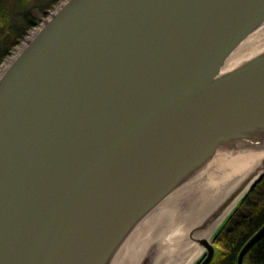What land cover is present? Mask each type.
<instances>
[{"label":"water","instance_id":"1","mask_svg":"<svg viewBox=\"0 0 264 264\" xmlns=\"http://www.w3.org/2000/svg\"><path fill=\"white\" fill-rule=\"evenodd\" d=\"M263 25L264 0H63L0 74V264H117L212 161L262 158L264 48L224 66ZM263 177L264 158L225 186L191 264Z\"/></svg>","mask_w":264,"mask_h":264},{"label":"bare ground","instance_id":"2","mask_svg":"<svg viewBox=\"0 0 264 264\" xmlns=\"http://www.w3.org/2000/svg\"><path fill=\"white\" fill-rule=\"evenodd\" d=\"M263 48L264 25L234 50L224 68L231 67ZM14 57L7 59L5 68ZM245 153L215 159L195 180L164 199L150 220L136 231L117 264H137L150 242L161 243L159 246L164 250L159 261L157 256L153 259V264H172L176 261L179 264H191L196 260L205 251V246L198 239L202 236L212 239L216 227L237 201L225 212H220L221 202L225 198L221 194L225 186L229 182L238 181L264 158V154L262 158H257L258 154ZM217 195L218 200L211 204L212 197L216 198Z\"/></svg>","mask_w":264,"mask_h":264},{"label":"trees","instance_id":"3","mask_svg":"<svg viewBox=\"0 0 264 264\" xmlns=\"http://www.w3.org/2000/svg\"><path fill=\"white\" fill-rule=\"evenodd\" d=\"M31 1L0 0V63L27 30L38 22L39 17L34 14ZM263 224L264 177L220 228L216 242L221 244V248L210 264H237L242 246ZM246 261L248 264H264V235L248 251Z\"/></svg>","mask_w":264,"mask_h":264},{"label":"rangeland","instance_id":"4","mask_svg":"<svg viewBox=\"0 0 264 264\" xmlns=\"http://www.w3.org/2000/svg\"><path fill=\"white\" fill-rule=\"evenodd\" d=\"M51 1L52 2H50V0H32L31 1V7L34 6V9H33L34 14L39 17V20L34 26L30 27L27 30L22 40L16 45H14L13 49L7 54L4 60L0 63V73L2 72L3 69L1 68L2 66L5 65L7 59H10V57H13V55H15V52L19 49V47L23 45L22 43L25 40V37L30 33V31L34 29L35 27H37V25H39V23H41V21H43V19H45L50 14L51 11H53L55 7L59 5L60 1H63V0H56V1L51 0ZM46 2H50V4L46 6V11H44L43 9L39 7L44 5ZM217 246L218 248H221V244L217 243Z\"/></svg>","mask_w":264,"mask_h":264},{"label":"built area","instance_id":"5","mask_svg":"<svg viewBox=\"0 0 264 264\" xmlns=\"http://www.w3.org/2000/svg\"><path fill=\"white\" fill-rule=\"evenodd\" d=\"M36 29H37V27H35L34 29H32L31 31H30V33L25 37V40L23 41V43H25L26 42V38L28 37V36H31L32 34H34V32L36 31ZM22 43V44H23ZM20 48V47H19ZM20 49H18L16 52H15V55H16V53L19 51ZM15 55H13V57L15 56ZM5 67L4 66H2V68L1 69H4ZM3 71V70H2ZM2 73V72H1ZM0 73V74H1Z\"/></svg>","mask_w":264,"mask_h":264},{"label":"flooded vegetation","instance_id":"6","mask_svg":"<svg viewBox=\"0 0 264 264\" xmlns=\"http://www.w3.org/2000/svg\"><path fill=\"white\" fill-rule=\"evenodd\" d=\"M50 2H52V1L50 0ZM50 2H46L44 5L40 6L39 8L43 9L44 11H46V6L49 5ZM33 12H34V10H33ZM245 264H248V262L246 261V256H245Z\"/></svg>","mask_w":264,"mask_h":264}]
</instances>
